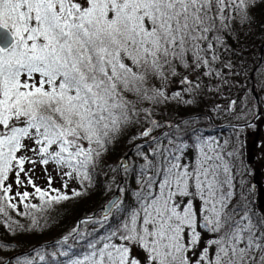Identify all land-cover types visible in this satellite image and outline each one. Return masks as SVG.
Segmentation results:
<instances>
[{
  "label": "snow or ice",
  "instance_id": "obj_1",
  "mask_svg": "<svg viewBox=\"0 0 264 264\" xmlns=\"http://www.w3.org/2000/svg\"><path fill=\"white\" fill-rule=\"evenodd\" d=\"M256 3L0 0V217L8 229L28 231L13 214L36 226L37 213L86 195L110 146L137 127L138 159L110 169L125 180L113 181L117 197L56 242L51 257L64 258L56 264H264V206L241 159L240 134L254 125L234 126L222 141L195 129L185 139L181 124L156 118L181 97L165 91L174 79L194 93L203 78L221 76L224 36L251 22ZM235 105L216 111L241 121ZM74 182L81 190L70 197L64 190ZM46 255L15 264H49ZM0 264L13 259L0 252Z\"/></svg>",
  "mask_w": 264,
  "mask_h": 264
},
{
  "label": "trees",
  "instance_id": "obj_2",
  "mask_svg": "<svg viewBox=\"0 0 264 264\" xmlns=\"http://www.w3.org/2000/svg\"><path fill=\"white\" fill-rule=\"evenodd\" d=\"M250 15L252 17L250 23L242 25L238 22L233 26L234 30L224 36L227 47L222 53L223 63L218 68L221 76L203 78V88L194 93L185 92L186 86L179 85L178 78L171 83V89H165L169 97L176 93H180L181 97L180 99H169L167 104L160 105L156 109V118L161 122L181 124L186 129L185 139L192 136V130L195 129L196 132L204 136L215 137L222 141L234 136V126L261 122V115L256 118L257 106L251 89L254 85L258 97L261 96L259 84L264 82V48L262 62L253 75V82L249 76L259 63L261 47L264 44V0H257ZM223 64H232L233 67L229 69ZM189 100L192 101L191 104L187 103ZM232 100L237 101L233 110H242L243 112L244 119L241 121L230 118L226 112L216 111L217 105L224 108ZM248 117L253 119L246 122ZM185 121L190 124L184 125ZM246 128L247 126L244 127V130ZM138 131L137 127H130L110 146V151L107 154L108 163L102 170H97L92 186L86 189V195L61 202V205L53 206L52 211L48 214L37 213L39 224L36 226L31 224L28 217H17L13 214V220L28 229L26 233L22 234L21 229L10 231L3 217H0V237H3L5 243L8 244L7 247L0 249L3 258L11 257L15 264L17 258L31 257L35 255V251L44 250L49 264H56L57 259L62 262L64 259L62 257L55 259L51 257V253L57 251L56 241L78 226L81 220L90 216H100L99 209L106 203L111 191L116 187V183H119L121 178L125 183L122 175L118 172L113 173L110 169L116 167L117 162L129 152H131L130 162L138 159L134 154L131 142L132 137L136 136ZM240 135L244 141V135L242 133ZM136 143H142V141L137 140ZM245 149H247V144L243 143L241 159L251 172L249 164L245 162ZM248 179L253 184L252 173ZM128 183L132 187L135 186L134 180H129ZM69 196L71 197V195ZM257 196L258 194L255 192L254 202L263 206L260 196ZM115 222V220L112 221L113 224ZM103 232L104 229H101L98 235Z\"/></svg>",
  "mask_w": 264,
  "mask_h": 264
},
{
  "label": "rangeland",
  "instance_id": "obj_3",
  "mask_svg": "<svg viewBox=\"0 0 264 264\" xmlns=\"http://www.w3.org/2000/svg\"><path fill=\"white\" fill-rule=\"evenodd\" d=\"M178 83L181 86H185V85H182L179 82V80H178ZM175 86H177L176 83H175ZM171 87H172V85L170 84L167 87V89H171ZM259 88H260V93H261V96L259 97L260 107H261L260 108V111H261V116H260L261 122L258 123V124H252V125H254V127H247L243 131L242 134L244 135L243 143L247 144V149H245V151H244L245 162H247L249 164V166H250L251 173H252V175L254 177L253 184L256 185V191L255 192L258 194L257 197L260 196V199H261V201L263 203L262 205L264 206V150H262L261 147H260V145H264V82L259 84ZM251 105L253 106V104H251ZM255 114H256V110H255ZM251 119H253V118L248 117L246 122L251 120ZM210 123H212V122L210 121ZM36 174H37L38 177H41L40 181H38L39 183H41V186L42 187H46L47 185H46V183L43 180V174L40 172L39 169H37ZM53 175H55V173H53ZM54 186L57 187V188L61 187V182L59 181V178H57L54 181ZM73 189L81 190L79 183H75V182L71 183L69 185V188L64 190V191L68 195H71ZM116 189L117 188L115 187L111 191V194L109 195L107 200L110 197L113 196V194L116 191Z\"/></svg>",
  "mask_w": 264,
  "mask_h": 264
},
{
  "label": "water",
  "instance_id": "obj_4",
  "mask_svg": "<svg viewBox=\"0 0 264 264\" xmlns=\"http://www.w3.org/2000/svg\"><path fill=\"white\" fill-rule=\"evenodd\" d=\"M263 48H264V44H263L262 47H261L260 57H259V63H258V65L255 67V69H254V70L252 71V73H251V76H250L251 82H253V74L255 73L256 69L260 66V64H261V62H262ZM252 95H253V97H254V100H255V103H256V106H257V109H258V113H257V116H256V118H258V117L260 116V110H259V98H258V95H257V93H256V91H255V87H254V85L252 86ZM130 155H131V152H129L128 155L122 157L121 159H127V160H129ZM121 159H120V160H121ZM119 183L122 184V179L119 180ZM117 195H118V191L116 190V192L113 194V196L110 197V198L106 201V203H105V204L99 209L100 214H102V208L105 207V206L107 205V203L110 202L112 199L116 198ZM78 225H80V223H78Z\"/></svg>",
  "mask_w": 264,
  "mask_h": 264
},
{
  "label": "bare ground",
  "instance_id": "obj_5",
  "mask_svg": "<svg viewBox=\"0 0 264 264\" xmlns=\"http://www.w3.org/2000/svg\"><path fill=\"white\" fill-rule=\"evenodd\" d=\"M122 179V178H121ZM122 184H123V179H122Z\"/></svg>",
  "mask_w": 264,
  "mask_h": 264
}]
</instances>
